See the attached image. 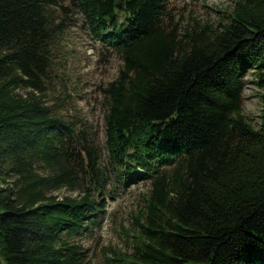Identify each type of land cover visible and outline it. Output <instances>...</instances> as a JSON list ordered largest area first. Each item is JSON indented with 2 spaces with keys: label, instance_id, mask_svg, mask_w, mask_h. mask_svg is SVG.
<instances>
[{
  "label": "trees",
  "instance_id": "obj_1",
  "mask_svg": "<svg viewBox=\"0 0 264 264\" xmlns=\"http://www.w3.org/2000/svg\"><path fill=\"white\" fill-rule=\"evenodd\" d=\"M115 1L69 0L120 59L101 152L46 97L55 0H0V264H82L76 236L141 179L129 246L105 264H264V91L256 125L240 112L248 70L264 90V0L173 24L168 0Z\"/></svg>",
  "mask_w": 264,
  "mask_h": 264
},
{
  "label": "rangeland",
  "instance_id": "obj_2",
  "mask_svg": "<svg viewBox=\"0 0 264 264\" xmlns=\"http://www.w3.org/2000/svg\"><path fill=\"white\" fill-rule=\"evenodd\" d=\"M230 6V0H168L163 23L169 20L171 24L192 22V17L199 22H215L220 14L217 10ZM49 9L54 22L62 25V31L53 40L47 100L64 117L76 123L85 121L95 127L103 152L101 125L104 104L99 88L115 75L120 59L87 28L82 15L70 5L69 0H55ZM242 79L240 112L256 125L261 108L259 93L264 90L254 82L251 70ZM148 183V179H141L126 187H117L118 194L105 199L102 219L88 223L76 236L84 248L82 264H105L104 256L110 253L108 247L128 248L134 228L132 215L142 204L140 197ZM75 192L61 187L53 193L62 196Z\"/></svg>",
  "mask_w": 264,
  "mask_h": 264
},
{
  "label": "water",
  "instance_id": "obj_3",
  "mask_svg": "<svg viewBox=\"0 0 264 264\" xmlns=\"http://www.w3.org/2000/svg\"><path fill=\"white\" fill-rule=\"evenodd\" d=\"M115 3H116L117 6H121L122 5L119 0H116Z\"/></svg>",
  "mask_w": 264,
  "mask_h": 264
}]
</instances>
